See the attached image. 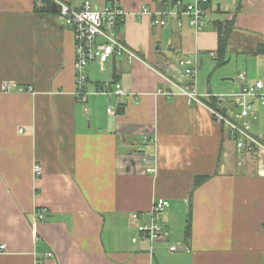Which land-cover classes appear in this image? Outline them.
<instances>
[{"label": "crops", "instance_id": "crops-1", "mask_svg": "<svg viewBox=\"0 0 264 264\" xmlns=\"http://www.w3.org/2000/svg\"><path fill=\"white\" fill-rule=\"evenodd\" d=\"M59 1L78 8L84 0ZM118 1L125 17L117 38L137 60L90 64L85 112L74 93L70 29L42 0H0V264H264V148L237 150L211 113L240 123L231 96L238 76L264 83V0H211L198 33L173 21L154 26L150 12L163 0ZM231 19L217 66V24ZM191 56L198 104L179 92L191 83L178 62ZM114 82L135 95H94ZM249 100V133L264 146V105ZM145 138L154 174L139 152ZM157 199L169 203L159 218L166 239L132 243L131 215L147 214ZM37 210L44 218L33 225Z\"/></svg>", "mask_w": 264, "mask_h": 264}, {"label": "built area", "instance_id": "built-area-1", "mask_svg": "<svg viewBox=\"0 0 264 264\" xmlns=\"http://www.w3.org/2000/svg\"><path fill=\"white\" fill-rule=\"evenodd\" d=\"M211 0H163L162 9L150 12L152 24L156 27H165L169 21H173L174 25L181 29L187 26L195 33L202 32L208 23V17L211 12ZM55 4V16L57 20L69 28L74 41V73H75V96L78 103L84 106L87 112V101L90 93L86 89L87 78L85 70L90 64L96 63L100 69H103L112 58L123 57L128 64H132L137 60L136 54L127 48L117 38V29L122 23L125 12L121 9L118 0H110L104 5H96L91 0H84L78 8H72L68 4L59 0H50ZM145 11V9H143ZM178 66L181 68L182 75L186 81L190 82L189 86L179 88L180 94L185 96L189 102L201 103L200 95L197 93L195 82L197 76V60L195 56L184 57L179 60ZM238 79L242 85L238 88V92L233 96H237L234 106L238 109L236 115L240 119V123L230 121L217 110H211L215 120L225 124L232 136L237 150L247 153L253 152L255 149H263L264 146L259 139L253 137L249 133V126L246 119L254 116L251 108L252 103L249 98L258 101L264 105V83L256 81L252 84H245V76L240 74ZM10 83H2L1 91L3 93L11 92ZM30 88H19L17 93L30 92ZM94 95L106 96L119 99L122 97H130L134 93L127 92L121 84L114 82L112 85H104L97 87ZM169 95V94H167ZM216 102L224 101L227 96H216L208 94ZM107 114H113L114 108L108 106ZM148 138L143 141V147L140 149L141 159L147 174L156 172L155 166H152V157L147 152L146 143ZM33 175H41V167L37 164L33 165ZM169 203L163 199H157L152 204L150 211L145 213H135L131 215L132 220L136 224L137 237L131 240L132 243L138 241H146L150 248L166 239V232L160 225V216L163 211L168 208ZM45 211L37 210L33 217V225L44 218ZM148 217V221L146 218ZM0 249H4L2 245ZM177 247L171 246L169 252L177 251Z\"/></svg>", "mask_w": 264, "mask_h": 264}, {"label": "trees", "instance_id": "trees-1", "mask_svg": "<svg viewBox=\"0 0 264 264\" xmlns=\"http://www.w3.org/2000/svg\"><path fill=\"white\" fill-rule=\"evenodd\" d=\"M42 2L48 7L47 10L51 12V2L49 0H42ZM233 19H231L229 22L225 23H219L217 24V35H218V41H217V66H220L223 63V56L225 55L226 49H227V43L228 39L231 33L230 25L232 23ZM259 54H264V47L260 48L258 50ZM215 101V100H214ZM201 183L202 181H197V183ZM189 223L186 228V236L188 238L189 233Z\"/></svg>", "mask_w": 264, "mask_h": 264}, {"label": "water", "instance_id": "water-1", "mask_svg": "<svg viewBox=\"0 0 264 264\" xmlns=\"http://www.w3.org/2000/svg\"><path fill=\"white\" fill-rule=\"evenodd\" d=\"M51 10H52L53 13H55V11H56V6H55V4H52V5H51ZM111 60H112L113 63H115V58H112ZM230 81H231V82H234L233 79H230ZM234 92H238V89H235Z\"/></svg>", "mask_w": 264, "mask_h": 264}, {"label": "rangeland", "instance_id": "rangeland-1", "mask_svg": "<svg viewBox=\"0 0 264 264\" xmlns=\"http://www.w3.org/2000/svg\"><path fill=\"white\" fill-rule=\"evenodd\" d=\"M214 78H215V80L218 78V73L214 75ZM223 83H224V82H223ZM225 83H226V82H225ZM227 83H229V82H227ZM230 84H231V85H235V84H236V81H235V83H231V82H230ZM234 109H235V108H234Z\"/></svg>", "mask_w": 264, "mask_h": 264}]
</instances>
